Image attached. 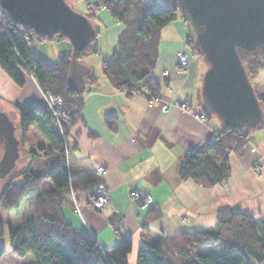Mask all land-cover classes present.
I'll return each instance as SVG.
<instances>
[{
  "label": "crops",
  "instance_id": "1",
  "mask_svg": "<svg viewBox=\"0 0 264 264\" xmlns=\"http://www.w3.org/2000/svg\"><path fill=\"white\" fill-rule=\"evenodd\" d=\"M87 6L83 12L91 15L99 52L83 62L90 68L85 77L93 72L97 83L87 82L84 90L82 121L69 135L72 137L68 141L71 146L69 165L78 186L99 178L96 169L103 167L106 172L102 182L109 190L111 202L97 209L91 202L94 187L78 189L64 203L66 219L77 228L89 230L108 247L130 236L129 264L137 263L140 248L161 236L172 237L183 231L214 226L220 209L233 208L264 219V127L246 138L242 154L230 153L231 176L226 183L205 187L179 175L186 152L202 147L205 140L223 127V122L215 115L200 119L193 113L202 110L199 102L206 66L187 42L190 34L183 18L179 16L162 29L159 57L152 70L161 85L162 101L149 105L144 96H130L113 87L103 74V62L118 49V38L125 25L115 21L106 8L94 12ZM29 47L46 61L55 62L58 55L68 52L72 46L68 38L54 35L44 41L32 39ZM180 55L189 61L184 72L177 67ZM94 60L97 62H92ZM252 82L257 92L264 95V67ZM35 85L36 90L24 88ZM41 98L42 90L31 73L25 74V84L19 86L0 66L1 101L22 104ZM178 101L189 102L193 111L183 110ZM163 103L168 106L167 110L162 109ZM108 118L114 120V128L108 124ZM27 135L28 150L38 145L49 146L40 132H34L38 143L29 139V133ZM73 140L75 147H72ZM40 154L37 158L45 159L51 155L56 157L60 152L46 157L45 151ZM49 162L48 159L42 161V168H47ZM134 189L151 194L152 200L143 207L141 200L132 196ZM74 199L80 211L75 209ZM152 209L154 217L147 219ZM113 215L117 216L116 221L120 219L118 228L109 220ZM144 222L147 227L143 226Z\"/></svg>",
  "mask_w": 264,
  "mask_h": 264
},
{
  "label": "trees",
  "instance_id": "2",
  "mask_svg": "<svg viewBox=\"0 0 264 264\" xmlns=\"http://www.w3.org/2000/svg\"><path fill=\"white\" fill-rule=\"evenodd\" d=\"M96 8H106L115 21L125 28L118 38V49L104 60L102 72L116 89L127 95L138 93L149 99L158 98L161 85L152 75L159 57L162 29L179 16L189 26L178 0H94ZM91 16L89 13H87ZM97 33V31H96ZM66 37L64 34H54ZM54 35H46L27 25L18 24L6 11L0 21V66L19 86L25 84V74L31 73L42 90H48L64 99L62 110L70 118L63 121L64 134L70 135L82 121L84 91H78L69 81L72 67V47L58 55L55 62H48L29 47V41H44ZM93 37L76 58L85 60L99 52ZM198 52L192 32L187 40ZM72 46V44H71ZM246 70L252 79L264 67V56L244 58ZM87 82L97 83L91 72ZM256 90V89H255ZM256 94L264 112V95ZM18 112V129L22 143L27 139L29 128L35 125L48 141L45 148L27 150L31 161L20 168L0 193V207L8 215L10 249L24 256L33 253V264H129L128 254L132 250V238L124 237L113 247L103 245L87 229L73 226L64 214V203L80 190H91L101 181L78 186L72 179L69 156L59 130L54 128V116L46 102L28 101L23 105L10 103ZM206 116L214 115L201 102ZM115 127L112 118L107 119ZM264 127V116L254 126L234 128L223 124L220 131L208 138L200 148L189 149L179 167L182 179L212 187L226 183L231 176L229 157L231 152L242 154L246 138L255 130ZM75 140L73 146L75 147ZM49 156L47 168L38 169L37 157ZM1 152V146H0ZM49 181V186L44 183ZM94 190V189H93ZM141 202V201H140ZM142 203V202H141ZM147 219H152L151 210ZM109 218L115 228L120 219ZM116 221V222H115ZM144 227L146 222L143 223ZM4 224L0 217V237ZM208 247H221L220 253L206 252ZM5 248L0 245V258ZM136 264H264V219L253 217L233 208L220 209L214 226L194 231H183L178 235L161 236L139 249Z\"/></svg>",
  "mask_w": 264,
  "mask_h": 264
},
{
  "label": "water",
  "instance_id": "3",
  "mask_svg": "<svg viewBox=\"0 0 264 264\" xmlns=\"http://www.w3.org/2000/svg\"><path fill=\"white\" fill-rule=\"evenodd\" d=\"M18 23L46 35L64 34L72 44L70 83L80 92L87 88L90 69L76 58L96 35L90 16L68 0H0ZM206 69L201 85L203 106L223 124L234 128L254 126L263 116L244 58L264 56V0H178ZM0 104V143L5 150L0 176L10 172L22 157L17 123ZM7 104V103H6ZM1 153V152H0Z\"/></svg>",
  "mask_w": 264,
  "mask_h": 264
},
{
  "label": "rangeland",
  "instance_id": "4",
  "mask_svg": "<svg viewBox=\"0 0 264 264\" xmlns=\"http://www.w3.org/2000/svg\"><path fill=\"white\" fill-rule=\"evenodd\" d=\"M69 1V3L72 5V7L74 8V9H76V10H78V11H86V7H85V5L87 6V5H89L90 3L91 4H94V2H89V3H87L88 1H91V0H68ZM87 3V4H86ZM95 5V4H94ZM101 8H104V7H100V8H94V12H96V11H98L99 9H101ZM87 9H88V6H87ZM91 11V10H90ZM186 27H187V30H188V32H189V34L191 33V30H190V28H189V26L188 25H186ZM180 57H181V55H180ZM87 59H85V61H86ZM92 62H94V63H96L97 61H92ZM95 65H98V64H95ZM37 88V86L35 85L34 86V88H32V86H26V87H24V88H26L25 90H27V91H32L33 89L34 90H36V88ZM42 90V89H41ZM38 92H39V89H38ZM146 93V92H145ZM135 94H137V95H140V94H138V93H135ZM146 94H144V97L146 98V96H145ZM63 98V97H62ZM147 100H148V103H149V99L148 98H146ZM30 101H32V100H30ZM63 101H64V99H63ZM28 102V101H27ZM27 102H25V103H27ZM179 102H182V101H178L177 103L179 104ZM25 103H22V104H19V105H23V104H25ZM0 104H2L1 103V100H0ZM4 109L5 110H7L8 112H9V114H10V116H11V118L13 119V121L15 122V123H18V112H17V110H16V108L15 107H13L11 104H6V103H4ZM38 131V129H37V127L35 126V125H32L30 128H29V131H28V133H29V139H31V140H34L36 143H38L39 142V139H37L38 137L36 136H34V132H37ZM31 132V133H30ZM39 132V131H38ZM28 136V135H27ZM28 139V140H29ZM69 141V140H68ZM0 146H1V153H0V161H1V158H2V156H3V152H4V150H5V148H4V146L0 143ZM25 147V148H24ZM28 144H27V142H26V140H25V142H23L22 143V150H23V153L26 151V153L16 162V166L10 171V172H6L4 175H2V176H0V193H1V191H2V189H3V187L8 183V181L10 180V178L15 174V173H17L19 170H20V168H23L24 166H26V165H28L29 163H30V161H31V157L28 155V152H27V150H28ZM37 147H39V145L37 146ZM70 145H69V142H68V146H67V148L68 149H70ZM68 149L66 150V154H67V156H68ZM47 155H45V157H46ZM50 157H46L45 159H49ZM45 159H43V158H38L37 159V163H35V165L36 166H38V169H39V166H40V170H42L43 168H42V161H44ZM69 160V159H68ZM100 167V166H99ZM42 168V169H41ZM98 168V167H97ZM97 170V172H98V169H96ZM105 172H106V170H105ZM105 174V173H104ZM104 174H103V176H104ZM103 176L102 177H100L99 175H98V177H100V179L102 180V178H103ZM47 184H49V181H46L45 183H44V185L47 187L48 185ZM141 202H142V200H141ZM110 204V203H109ZM108 204V205H109ZM107 206V205H106ZM105 207V206H104ZM104 207H102V208H104ZM96 208V207H95ZM102 208H97V209H102ZM75 209L78 211V209L76 208V205H75ZM0 217H1V219L3 220V224H4V234H3V236L2 237H0V245H2L4 248H5V252H4V254L2 255V257L0 258V264H33L34 262H35V260H36V258H35V256H34V254L33 253H28V254H26V255H24V256H20V255H18V254H16V253H14L11 249H10V240H9V231H8V215H7V212L4 210V209H2L1 207H0ZM222 251V248L221 247H218V248H213V247H208L207 249H206V252H209V253H214V254H216V253H220Z\"/></svg>",
  "mask_w": 264,
  "mask_h": 264
},
{
  "label": "built area",
  "instance_id": "5",
  "mask_svg": "<svg viewBox=\"0 0 264 264\" xmlns=\"http://www.w3.org/2000/svg\"><path fill=\"white\" fill-rule=\"evenodd\" d=\"M95 8L94 4H89L88 5V9L93 11ZM4 8L1 4L0 1V21L3 20V14H4ZM189 66V61L185 58V57H180L178 62H177V67L181 72H184ZM166 73H168V71H166ZM146 98L147 96L150 94L149 92L145 93ZM42 98L43 100L46 102V104L48 105V107L50 108V110L53 113L55 122H54V128L59 130L62 134L63 137V143H64V147L65 150H67V146H68V140H72L71 136H66L64 134V129H63V121H66L70 118L69 114L65 111L62 110L63 107V98L60 95H56L53 94L52 92L48 91V90H42ZM149 99V98H148ZM162 101V99L160 98V96L158 98L155 99H149V105L154 104L155 102H159ZM183 110H188V111H193V107L190 105L189 102L187 101H182L179 102L178 104ZM162 109L163 110H167L168 106L166 104L163 103L162 105ZM194 115L197 118L200 119H205L206 118V114L200 109L197 111H193ZM98 174L100 177L103 176V174L105 173V169L103 167H98ZM131 194L133 197H135L136 199L142 200V206L145 207L147 205V203L152 200V195L151 194H147L144 192H141L139 190H132ZM91 202L92 205L96 208H102L106 205H108L111 202V197L109 194V190L108 188L105 186V184L102 182V180L96 185V187L93 190V193L91 195ZM74 203L76 205V208L78 209V211L81 210V207L77 204L76 200L74 199Z\"/></svg>",
  "mask_w": 264,
  "mask_h": 264
},
{
  "label": "bare ground",
  "instance_id": "6",
  "mask_svg": "<svg viewBox=\"0 0 264 264\" xmlns=\"http://www.w3.org/2000/svg\"><path fill=\"white\" fill-rule=\"evenodd\" d=\"M204 112V111H203ZM205 113V112H204ZM206 114V113H205Z\"/></svg>",
  "mask_w": 264,
  "mask_h": 264
}]
</instances>
